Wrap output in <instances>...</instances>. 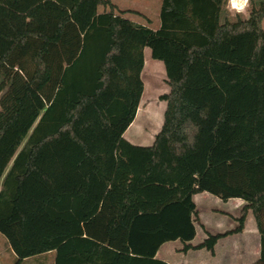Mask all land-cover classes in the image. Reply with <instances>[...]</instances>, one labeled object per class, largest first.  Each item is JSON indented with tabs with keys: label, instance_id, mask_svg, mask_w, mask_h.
<instances>
[{
	"label": "trees",
	"instance_id": "trees-1",
	"mask_svg": "<svg viewBox=\"0 0 264 264\" xmlns=\"http://www.w3.org/2000/svg\"><path fill=\"white\" fill-rule=\"evenodd\" d=\"M249 3L245 18L228 0H162L154 31L110 0H0L44 26L0 16V233L16 264H168L165 243L214 253L249 211L264 264V0ZM145 48L170 92L138 146L123 136ZM199 193L246 205L235 230L194 246Z\"/></svg>",
	"mask_w": 264,
	"mask_h": 264
},
{
	"label": "crops",
	"instance_id": "crops-1",
	"mask_svg": "<svg viewBox=\"0 0 264 264\" xmlns=\"http://www.w3.org/2000/svg\"><path fill=\"white\" fill-rule=\"evenodd\" d=\"M110 1L115 6L117 10L116 12L119 11L124 18L136 24L148 27L154 31L160 29L161 27L160 13L162 7V0H110ZM103 10H104L103 8H99V12H102ZM88 22H89V18L87 17L83 25H80L81 30L85 28ZM150 57L152 59L151 50H150ZM144 59H145V64L142 72V79L145 88L146 84L144 81V74L147 72V78L149 81L151 82L157 81L158 80L157 76L156 77L154 76L152 70L153 68L157 70L159 69L161 70V65L159 64V62L161 61L156 63V62H152L150 59H146L145 57ZM160 73H162V71ZM161 76L163 77V74H161ZM163 81L167 83V75H166V79H164ZM159 92H162L161 95L159 94L160 97L166 94L165 89L164 91L160 90ZM169 92H170V88H169ZM153 142L150 143V145H152ZM211 196L213 195H210L208 193H199L194 195L193 197L198 214V221L196 224L197 235L195 240L191 242V244L194 246L198 245L206 238L207 236L206 232L211 234H225L227 232H231L235 230V228L237 227V222H235V220L238 219L237 217H234L233 218L234 221L232 220L230 223L226 222L225 219H223V221L225 220V222H222V219H219V221L217 220L216 224H214L213 227H207V224L204 222L205 220L203 219L202 216H200L199 203L204 204L210 201ZM234 205H236L235 209H239L241 207L243 209L246 203L241 199H236ZM220 213L223 214V217L224 215H227V212L225 211ZM199 229L203 231L201 236H199ZM182 250H183V244L180 241L168 242L165 243L160 248V250L157 253V258L167 262L168 264H253L260 258L261 237L256 222L255 224L247 225V221H245L243 231L241 233L227 235L222 239H220L217 245L215 246L214 253H211L203 249L189 250L188 252H183Z\"/></svg>",
	"mask_w": 264,
	"mask_h": 264
},
{
	"label": "rangeland",
	"instance_id": "rangeland-1",
	"mask_svg": "<svg viewBox=\"0 0 264 264\" xmlns=\"http://www.w3.org/2000/svg\"><path fill=\"white\" fill-rule=\"evenodd\" d=\"M241 3L244 1L245 3L238 6L236 2H234L235 8L238 6L240 10L234 9V7L231 6L228 0L227 8L230 11L231 15H235L237 13H241L245 18H248L250 13V3H246L247 0H239ZM243 5L244 9H243ZM40 10L38 9L33 13V16L40 15ZM42 14V13H41ZM0 16L3 18L9 17L11 21L15 25H19L17 27H20L21 29H39L37 27L38 23L34 19L32 22H30V19L20 18L19 15L14 13L13 11H10L9 9H5L3 7H0ZM44 17V16H43ZM40 28L44 27L43 25L40 26ZM263 29H264V20H263ZM45 31H48L47 28H43ZM46 33H52V32H46ZM149 56V58H148ZM144 57L146 59H150L152 62H159L154 59H151L150 57V49L146 48L144 50ZM161 65V70H157L153 68L154 76H157V81H149L147 78V72L144 74V81H145V90L143 92L141 102L137 111L136 118L134 122L130 125V127L127 129V131L124 134V138L130 141L131 143L138 145V146H148L150 143L154 141L155 135L160 131L162 124H163V118L164 113L166 110V102L160 100V95L162 92H159L160 90L164 91L165 93H169V86L166 82L163 80L166 79L165 74V68L162 62H159ZM162 71V73H160ZM163 74V77L161 76ZM154 90V91H153ZM160 94V95H159ZM236 199H231L229 201H223L217 197L211 196V200L202 204L199 203V210H200V216L203 217L205 220L204 222L207 224V227H213L214 224H216V221L219 219H222V222H228L230 223L232 220L234 221V217H237L238 219L241 217V208L235 209L236 205H234ZM234 208V209H233ZM227 212V215L221 214L220 212ZM223 219H225L223 221ZM247 225L249 224H255L254 216L251 211L248 212L246 217ZM237 222V220H235ZM238 225V222H237ZM212 229V228H211ZM202 230L199 229V236L202 235ZM176 246V245H173ZM35 260V259H33ZM32 260V261H33ZM32 261L23 262L21 264H32ZM0 264H16L15 257L12 253V251L9 248V244L7 242V239L4 235L0 233Z\"/></svg>",
	"mask_w": 264,
	"mask_h": 264
},
{
	"label": "built area",
	"instance_id": "built-area-1",
	"mask_svg": "<svg viewBox=\"0 0 264 264\" xmlns=\"http://www.w3.org/2000/svg\"><path fill=\"white\" fill-rule=\"evenodd\" d=\"M234 2H236L237 4L239 3L238 6L244 4V1H242V3H241L239 0H229V3L231 4V6L234 7V9H236L237 11L240 9L238 8V6H236V8H235ZM248 2H249V0L246 1V3H248ZM243 9H244V6H243Z\"/></svg>",
	"mask_w": 264,
	"mask_h": 264
},
{
	"label": "bare ground",
	"instance_id": "bare-ground-1",
	"mask_svg": "<svg viewBox=\"0 0 264 264\" xmlns=\"http://www.w3.org/2000/svg\"><path fill=\"white\" fill-rule=\"evenodd\" d=\"M245 3V2H244ZM236 5V4H235ZM243 6H245V5H243ZM240 7V6H239Z\"/></svg>",
	"mask_w": 264,
	"mask_h": 264
}]
</instances>
